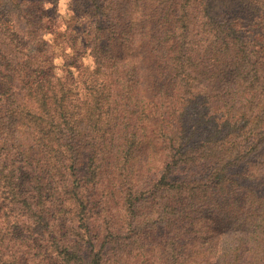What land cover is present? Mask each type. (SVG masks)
<instances>
[{
	"label": "trees",
	"instance_id": "obj_1",
	"mask_svg": "<svg viewBox=\"0 0 264 264\" xmlns=\"http://www.w3.org/2000/svg\"><path fill=\"white\" fill-rule=\"evenodd\" d=\"M60 4L0 0V264H264V0Z\"/></svg>",
	"mask_w": 264,
	"mask_h": 264
},
{
	"label": "clouds",
	"instance_id": "obj_2",
	"mask_svg": "<svg viewBox=\"0 0 264 264\" xmlns=\"http://www.w3.org/2000/svg\"><path fill=\"white\" fill-rule=\"evenodd\" d=\"M64 2H65V0H61V4H60V10L61 11L64 10ZM45 7H51V5H45Z\"/></svg>",
	"mask_w": 264,
	"mask_h": 264
},
{
	"label": "rangeland",
	"instance_id": "obj_3",
	"mask_svg": "<svg viewBox=\"0 0 264 264\" xmlns=\"http://www.w3.org/2000/svg\"><path fill=\"white\" fill-rule=\"evenodd\" d=\"M61 15H62V16H65V12H63ZM65 17L67 18V16H65Z\"/></svg>",
	"mask_w": 264,
	"mask_h": 264
}]
</instances>
